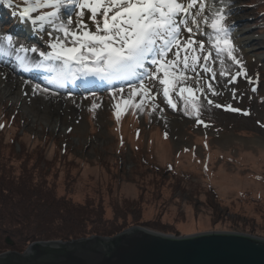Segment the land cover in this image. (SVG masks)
I'll list each match as a JSON object with an SVG mask.
<instances>
[{"label":"rangeland","instance_id":"1","mask_svg":"<svg viewBox=\"0 0 264 264\" xmlns=\"http://www.w3.org/2000/svg\"><path fill=\"white\" fill-rule=\"evenodd\" d=\"M230 1L233 11L227 22L230 27L236 24L230 39L246 76L228 84V76L219 75L218 60L209 61L217 73L215 80L210 73L197 71L205 91L211 82L220 93H209L215 103L241 111L208 105L202 96L200 119L209 125L205 127L194 116L185 115L175 94L177 110L167 105L161 92L154 101L145 98L142 110L123 106L117 119L115 104L122 101L112 99L108 84L71 93L66 87L40 83L60 93L45 99L33 96L30 86L21 87L20 77L33 80L36 75L13 71L10 64L14 62L6 59L9 66H0V71L17 81L21 90L16 93L4 83L0 88V124L4 125L0 128V179L16 181L27 172L57 198L102 206L107 220L118 209L129 222L131 216L138 217L137 223L145 224L142 228L163 235L228 232L264 239V0ZM18 2L13 0L10 6L0 2V27L11 26L2 18L11 16L9 9ZM20 24L7 34L16 47L23 43L50 50L47 34L30 32L28 39L26 30V40L18 38V29L30 27L29 22ZM5 35L0 31V38ZM197 38L210 47L207 35ZM238 40L250 43L243 47ZM25 54L41 59L38 53ZM225 69L231 74L241 70L231 60H226ZM146 83L156 85L153 92L160 90L158 82ZM123 86L127 93V82ZM50 100H61L58 114L42 105ZM139 100L135 97L133 103ZM93 103L100 107L93 110Z\"/></svg>","mask_w":264,"mask_h":264},{"label":"snow or ice","instance_id":"2","mask_svg":"<svg viewBox=\"0 0 264 264\" xmlns=\"http://www.w3.org/2000/svg\"><path fill=\"white\" fill-rule=\"evenodd\" d=\"M12 3L13 0H6L7 5ZM213 3L223 6L213 7L208 0H19L12 14L25 23L30 22L37 34H47L46 44L50 50L42 51L23 43L16 47L13 37L5 35L0 38V55L14 56L13 71L35 69L48 73L45 85L56 89L86 77L106 81L112 89V99L122 101L115 104L117 119L123 106L142 110L145 98L154 101L162 92L169 107L177 110L175 94L183 103L185 115L194 116L198 125L208 127L200 119L202 96L208 105L216 108L241 110L215 103L211 96L220 93L211 82L205 91L203 77L197 69L210 73L215 80L217 73L209 61L218 60L219 75H227L228 84H234L242 74L246 76L230 39L227 0H213ZM206 29H211L206 33L210 47H206L205 40L197 38V35H205ZM29 52L38 53L41 59L21 55ZM226 60H231L241 70L235 74L227 72ZM189 72L195 75L190 77ZM0 78H4V73L0 72ZM20 80L22 89L30 86L33 96L48 99L60 95L33 80L23 77ZM146 81L158 82L160 90L153 92L156 85L149 87ZM248 82L252 80L249 78ZM23 95H29L28 91H23ZM135 97L140 100L133 103ZM99 107L100 104H92L93 110ZM3 127L0 124V128ZM164 136L167 138L168 133Z\"/></svg>","mask_w":264,"mask_h":264},{"label":"water","instance_id":"3","mask_svg":"<svg viewBox=\"0 0 264 264\" xmlns=\"http://www.w3.org/2000/svg\"><path fill=\"white\" fill-rule=\"evenodd\" d=\"M0 264H264V239L228 232L174 237L132 227L109 238L35 242L21 254H1Z\"/></svg>","mask_w":264,"mask_h":264},{"label":"trees","instance_id":"4","mask_svg":"<svg viewBox=\"0 0 264 264\" xmlns=\"http://www.w3.org/2000/svg\"><path fill=\"white\" fill-rule=\"evenodd\" d=\"M104 214L102 206L57 198L44 190L43 184L35 183L27 172L16 181L0 179V255L21 254L35 242H69L94 236L109 238L145 225L137 223L138 217L134 216L129 222L125 212L118 209L114 210L115 217L111 220L105 219Z\"/></svg>","mask_w":264,"mask_h":264},{"label":"bare ground","instance_id":"5","mask_svg":"<svg viewBox=\"0 0 264 264\" xmlns=\"http://www.w3.org/2000/svg\"><path fill=\"white\" fill-rule=\"evenodd\" d=\"M0 2L2 3V5L4 6V4H6V0H0ZM208 3L209 4H212V6L213 7H220V6H223V5H220V4H218V3H213V0H208ZM227 4H228V7L226 8V11L228 12V14H232V11H233V9L231 8V1L230 0H227ZM16 8V6L15 7H13V8H10L9 9V13L10 12H13V10ZM229 9H230V11H229ZM4 19V21L3 22H10L11 23V26H9V27H0V31L2 32V33H4V34H8V33H14V31L15 30H17V28H19L20 27V23H21V21L16 17V16H14L13 14H11V16H9V17H4V18H2V20ZM29 24H30V22H29ZM236 25V24H235ZM235 25H231V27H230V29L233 27V26H235ZM26 30H27V32H34L33 31V29H32V26H31V24H30V27H28V28H26L25 27V29L24 30H19L18 29V31L17 32H19L20 31V34H18L17 35V37L18 38H21L22 36H23V34H25L26 33ZM210 30L211 29H206L205 30V35H206V33L207 32H210ZM231 31H232V29H231ZM22 33V34H21ZM27 33V35L26 36H28V39L30 38H32V33ZM240 36V35H239ZM237 37H238V35H237ZM23 38V37H22ZM238 42L243 46V47H245V46H247L249 43H250V40H238ZM21 55H27V54H25V53H21ZM30 59H32V60H35L34 58H31V56H29V55H27ZM14 57V56H13ZM33 57V56H32ZM6 59L8 60V57H6V56H0V66H2V67H8L9 65H7V61H6ZM14 59V58H13ZM15 60V59H14ZM16 62V61H15ZM11 70V69H10ZM12 71V70H11ZM1 72V71H0ZM13 72V71H12ZM18 72H19V70H18ZM88 77H86V78H81V79H79V80H83V79H87ZM94 79H97V78H95V77H93ZM3 83H4V85L6 86V88H9V89H11L12 91H19V89L21 90V87L19 86V84H17V81H15V80H9V77L6 75V74H4V78H0V88H2L1 87V85L2 86H4L3 85ZM72 83V82H71ZM66 89H68V92H71V93H75V91L78 89V86H76V85H70V86H68V87H66ZM16 91V93H18ZM11 93V92H10ZM16 93H11V94H16ZM0 94H1V90H0ZM53 100H50L48 103L47 102H44L42 105H45L46 104V106H48V107H50L51 108V110H52V112L53 113H55V114H58V112L60 111V109H59V107H56L57 105L59 106V105H61V100L60 101H58V100H54L53 102H52ZM42 103V102H41ZM41 105V104H40Z\"/></svg>","mask_w":264,"mask_h":264}]
</instances>
